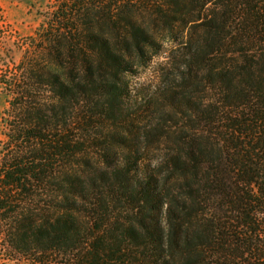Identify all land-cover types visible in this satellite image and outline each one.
Instances as JSON below:
<instances>
[{
  "label": "trees",
  "instance_id": "obj_1",
  "mask_svg": "<svg viewBox=\"0 0 264 264\" xmlns=\"http://www.w3.org/2000/svg\"><path fill=\"white\" fill-rule=\"evenodd\" d=\"M58 2L41 61L31 59L9 82L12 119L0 161L8 260L264 264V0ZM155 6L162 22L188 18L179 87L200 84L197 69L204 68L201 81L214 100L192 107V96L173 88L162 96L178 98L201 126L176 128L166 157L135 181L124 161L109 191L100 190L107 173L99 175L102 186L91 180L92 191L78 188L76 177L60 181L66 191H40L48 176L62 179L59 169L83 149V131L121 112L124 74L156 54L135 14ZM162 168L169 175L160 179Z\"/></svg>",
  "mask_w": 264,
  "mask_h": 264
},
{
  "label": "rangeland",
  "instance_id": "obj_2",
  "mask_svg": "<svg viewBox=\"0 0 264 264\" xmlns=\"http://www.w3.org/2000/svg\"><path fill=\"white\" fill-rule=\"evenodd\" d=\"M58 3V0H0V161L12 119L13 93L9 82L20 79L24 65L31 59L41 61L42 35L49 28ZM155 10L159 11V7L135 14L136 19L148 27L146 30L155 43L151 47L156 54L145 66L134 67L124 74L128 94L120 98L121 112L112 119H102L99 126L83 131V149L59 169L62 179L58 174L56 179L48 176L45 187L40 191H66L65 188L60 190L58 185L67 177H76L78 188L92 191L89 189L92 179L102 186L99 181L102 173L108 174V180L100 190L109 191V185H118L112 173L124 161L131 163L128 178L135 181V173L149 172L166 157L176 128L193 131L201 126L196 119L189 118L192 112L187 107L175 104L178 98L169 101L162 96L164 89L173 88V93L177 95L182 92L191 95L192 107L201 101L208 103L214 100V90L205 81L202 82L204 68L197 69L200 84L194 80L185 90L179 87L178 76L185 60L179 47L190 27L184 25L188 18L170 16L162 22ZM171 93L165 92L167 97ZM35 96L38 103L45 101L42 95ZM30 102L35 103L33 100ZM135 158L141 159L137 165ZM154 171L158 172L160 179L169 175L163 168ZM3 237L1 234L0 264H25L21 260H8L11 256Z\"/></svg>",
  "mask_w": 264,
  "mask_h": 264
}]
</instances>
